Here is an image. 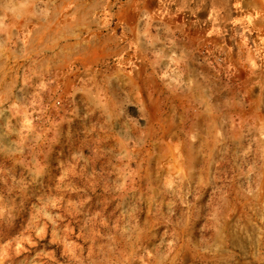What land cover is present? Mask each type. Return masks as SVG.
<instances>
[{
	"label": "rangeland",
	"instance_id": "obj_1",
	"mask_svg": "<svg viewBox=\"0 0 264 264\" xmlns=\"http://www.w3.org/2000/svg\"><path fill=\"white\" fill-rule=\"evenodd\" d=\"M217 3L194 75L152 69L157 96L186 99L178 120L96 69L0 100V264H264V0Z\"/></svg>",
	"mask_w": 264,
	"mask_h": 264
},
{
	"label": "crops",
	"instance_id": "obj_2",
	"mask_svg": "<svg viewBox=\"0 0 264 264\" xmlns=\"http://www.w3.org/2000/svg\"><path fill=\"white\" fill-rule=\"evenodd\" d=\"M113 1L0 0V100H11L17 88L25 89L42 71L61 69L70 90L96 69L99 89L126 86L150 120V107L164 100L169 112L161 121L178 120L186 99L175 92L157 96L163 86L152 69H172L177 60L194 75L198 48L221 41L216 26L226 17L217 19V11L226 7L217 0H124L113 8ZM228 4L230 10L235 5ZM195 79L189 84L202 89ZM202 105L210 106L207 100ZM195 122L199 136L210 130L200 114ZM221 229L215 230V241Z\"/></svg>",
	"mask_w": 264,
	"mask_h": 264
},
{
	"label": "built area",
	"instance_id": "obj_3",
	"mask_svg": "<svg viewBox=\"0 0 264 264\" xmlns=\"http://www.w3.org/2000/svg\"><path fill=\"white\" fill-rule=\"evenodd\" d=\"M124 0H114L112 3V7L116 8L117 6H119Z\"/></svg>",
	"mask_w": 264,
	"mask_h": 264
}]
</instances>
